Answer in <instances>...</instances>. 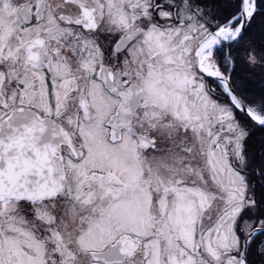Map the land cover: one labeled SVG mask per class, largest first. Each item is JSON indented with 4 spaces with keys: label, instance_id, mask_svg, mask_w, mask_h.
Wrapping results in <instances>:
<instances>
[{
    "label": "snow or ice",
    "instance_id": "obj_1",
    "mask_svg": "<svg viewBox=\"0 0 264 264\" xmlns=\"http://www.w3.org/2000/svg\"><path fill=\"white\" fill-rule=\"evenodd\" d=\"M0 264H264V0H0Z\"/></svg>",
    "mask_w": 264,
    "mask_h": 264
}]
</instances>
